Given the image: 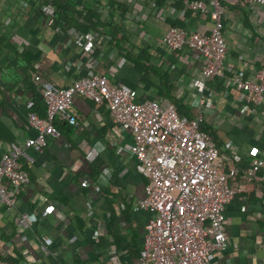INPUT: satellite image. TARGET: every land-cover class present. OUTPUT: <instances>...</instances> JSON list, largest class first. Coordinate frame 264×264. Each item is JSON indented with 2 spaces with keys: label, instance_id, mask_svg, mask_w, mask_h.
<instances>
[{
  "label": "crops",
  "instance_id": "obj_1",
  "mask_svg": "<svg viewBox=\"0 0 264 264\" xmlns=\"http://www.w3.org/2000/svg\"><path fill=\"white\" fill-rule=\"evenodd\" d=\"M107 2L84 3L100 18L98 30L80 31L96 36L89 52L85 40L70 35L73 28L55 27L41 12H50L46 6L0 0V156L23 150L30 175L13 210L0 202V258L9 264H140L152 217L140 206L148 178L128 150L133 134L113 123L106 106L77 95V123L57 120L59 138L28 147L37 136L28 113L46 116L36 76L67 87L106 75L134 88L138 101L177 104L189 120L202 110L227 170L264 159V108L247 104L245 93L228 83L237 70L248 79L264 70V6L224 2L227 67L201 95L193 81L204 60L194 50L172 52L164 39L173 26L210 34L208 14L181 8L178 0H113L114 9ZM229 183L243 189L225 211L229 247L207 264H264V167L251 182L240 174Z\"/></svg>",
  "mask_w": 264,
  "mask_h": 264
},
{
  "label": "built area",
  "instance_id": "obj_2",
  "mask_svg": "<svg viewBox=\"0 0 264 264\" xmlns=\"http://www.w3.org/2000/svg\"><path fill=\"white\" fill-rule=\"evenodd\" d=\"M181 1L186 10L206 13L213 22L210 34L173 26L164 39L172 52L194 50L204 60L201 76L193 81L202 95L212 80L224 76L227 67L228 47L222 21L224 2L230 0ZM246 1L264 6V0ZM70 35L85 40L87 51L95 49L94 34H83L73 28ZM35 79L41 87L46 116L28 113L29 125L37 132L35 138L28 140V147L43 148L50 137L59 138L57 120L77 123L73 113L77 95L106 106L113 123L133 134V144L128 150L148 178L140 206L152 214L145 228L140 264H207L214 252L228 249L226 207L243 191L229 181L240 174L253 181L264 167V159H254L248 168L227 170L219 148L203 129L202 110L187 121L179 116L173 104L138 101L134 88L113 84L106 75L86 76L67 87L51 86L40 76ZM228 83L245 93L247 104L264 108V70L258 71L254 79L237 70ZM205 102L201 101V108ZM24 155L23 150L15 147L0 156V202L8 211L17 206L20 194L30 184V175L20 161ZM43 241L48 242V238ZM0 264L9 263L0 258Z\"/></svg>",
  "mask_w": 264,
  "mask_h": 264
},
{
  "label": "trees",
  "instance_id": "obj_3",
  "mask_svg": "<svg viewBox=\"0 0 264 264\" xmlns=\"http://www.w3.org/2000/svg\"><path fill=\"white\" fill-rule=\"evenodd\" d=\"M28 4L33 6H36L37 4L40 5V8L43 6H46L49 8V13L44 12L41 10L43 14L46 16L53 17L55 27H62L63 29H77L79 31H82L83 33H87L90 30H98L100 28V18L97 12H94L84 4L86 0H26ZM158 1V0H157ZM161 2L163 0H160ZM96 2L100 5L101 0H96ZM180 3L181 8H185L184 3L181 0H178ZM108 5L110 7H115L113 0H108ZM84 5V6H83ZM104 6V4L102 3ZM79 6L82 7L81 10H79ZM79 18H82L83 21L81 22ZM2 39V40H1ZM0 42H3L5 39L1 38ZM175 109L177 110L179 116L183 119H186L187 121H190L187 117L184 116V114L181 111V108L177 106V104H173ZM188 113V112H187ZM56 125V124H55ZM203 129H205L211 139L212 135L209 130L203 126Z\"/></svg>",
  "mask_w": 264,
  "mask_h": 264
}]
</instances>
